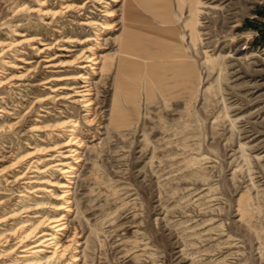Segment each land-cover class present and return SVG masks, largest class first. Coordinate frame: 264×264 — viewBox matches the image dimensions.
I'll return each mask as SVG.
<instances>
[{"label": "rangeland", "instance_id": "rangeland-1", "mask_svg": "<svg viewBox=\"0 0 264 264\" xmlns=\"http://www.w3.org/2000/svg\"><path fill=\"white\" fill-rule=\"evenodd\" d=\"M41 2L52 12L66 3L87 6L85 15L63 10L53 18L31 11ZM127 2L0 0V264H264V0H172L181 48L148 77L139 63L119 70L123 58L142 57L125 35ZM86 15L95 23L80 24ZM97 22L116 29L98 37L96 70L79 62L44 67L46 56L71 60L95 43ZM60 35L77 42L57 43ZM87 37L94 39L81 43ZM41 42L52 47L40 53ZM80 71L93 82L91 112L75 97L57 99L65 92L53 98L58 82L39 85L51 74ZM71 119L82 138L70 183L73 243L47 262L23 257V225L33 229L36 215L52 214L55 202L52 192L33 190L46 185L41 179H67L37 170L51 160L32 162L30 146L68 140ZM36 124H56L65 135L45 136L32 130Z\"/></svg>", "mask_w": 264, "mask_h": 264}, {"label": "bare ground", "instance_id": "bare-ground-1", "mask_svg": "<svg viewBox=\"0 0 264 264\" xmlns=\"http://www.w3.org/2000/svg\"><path fill=\"white\" fill-rule=\"evenodd\" d=\"M194 1L197 2L199 0H193V2ZM42 3H45V2H41V4H39L40 7L38 6L39 8L32 9L31 11H36V12L39 11V12H42V15H45L47 17L53 16V18L54 16L59 15V13H62L63 10L69 11V10L77 9L79 10V12H81L85 10L87 6V4L85 3L81 5L66 3L61 6L60 10H56L52 12L49 9L44 8L45 6L41 7L44 5ZM192 4L195 10V18H196V16L198 15V6L196 5V3H192ZM106 11H109V10L106 9ZM80 14L85 15V13L83 12H81ZM93 23L95 22H93V19H91L90 15H86L85 19L82 20V22H80V24L85 25V26L93 24ZM95 25H96V32H95L96 39H94V37L93 38L87 37L81 41V43H87L94 39L95 43L88 44L85 47H83L81 52L71 60H61V61L56 62L54 60L55 57L53 58L50 56H46L45 58H43V61H45L47 64L44 67H48V66L50 68H58L61 66L69 67L79 62L80 64H77L76 66L79 69H85L86 71H87L86 68L91 69L93 71L96 70V68L93 67V65L98 64L99 58H101L102 56L98 54L99 50L96 49V45L102 44V42L99 40L102 38H98V37H100V35L105 34L107 32L109 33L115 27H112V25L109 22H97ZM61 27L62 26H60L59 28ZM57 31L61 32L58 29ZM195 32H196V29H195V26H193L192 35L194 37H195ZM34 40L35 38H32V37L27 38L23 41V43L31 44V42H33ZM61 40H63L64 42H69L71 44L73 42H77V39H74L72 38V36H67V35H60V39L57 40L58 41L57 43H59ZM45 44L46 46L43 49L37 48L39 49L40 53L45 52V49H50L52 47V45H49L50 43L41 42V45H45ZM7 45L12 46V43L5 44L4 46H7ZM61 48L67 49V47H64V46H62ZM3 50L4 49H2L3 53L7 51V49L5 51ZM49 71H52V70H48V72ZM86 71L84 72L80 71V72H77L76 74H51L49 77L47 76V78H43L44 80H42V82L39 85L43 86L45 84H49V83L51 84V82L53 81L58 82L57 84H51L53 88H51L50 91L54 93L52 96L53 98L65 92L63 93L65 95L63 96L60 95V97L57 99H62L65 96H66L65 98L75 97L74 99L75 102L84 103L86 107H89L87 110L91 112L92 104H94L93 96L91 95L93 82L92 80H90L91 78L89 77ZM5 83L6 82H3V79L1 78L0 87L5 85ZM59 91H62V93H60ZM47 99L48 98H42V99L37 100V102L39 103L44 102ZM46 112L49 113V111H46ZM41 116L42 118L45 117L44 114H42ZM79 123L80 122L78 119H71L65 123V125L69 126L67 131H70V134H69L70 138L66 141L58 142L53 145H47L46 143H44L46 144V146L45 145L30 146V148L33 149L32 153L29 156L30 158H32V162L40 164L44 161L51 160L48 162L49 163L48 166H46L44 169H41L39 166H37L36 168L37 170H40V172L49 171L51 175H54L57 178H58V175H56L55 173L61 174L63 178H67V179H65L66 181H62L59 179L58 180L57 179H53V180L52 179H41L38 183H42L46 185H43L41 187L34 186L37 188L33 191H41L43 192V194L47 192H52L54 196L53 198H55V202H50V205L48 206L49 209H47L48 211H51L52 214L50 215L43 214L41 216L38 213L36 215L37 217L40 216L41 220H40V223H38L33 229L27 231L26 229L27 224L23 225V228L25 227L24 228L25 234L21 235L22 237L20 238L19 242H20V245H22L21 247H24L22 251L27 252L29 254V255H24L23 257H32V258L35 257L37 258V260L46 258L45 261L47 262L48 260H52L58 256L59 257L63 256L65 253H67L66 251L69 249V247L73 243L72 238L74 235L71 236V238H69L70 234H68L69 224H70L69 217L72 211V203L74 202L72 200V192H71L72 186L70 183H73V178H75L76 176L75 174L76 169H78V167H76L75 164L80 161L79 154L76 156L78 158L77 160H72L73 158H76V157H73V155H76L78 152H80V151H77V148L74 149V145L77 142H80V139H82L80 138L81 132L79 131V128H78ZM49 125L50 124H47V125H39V124L37 125L36 124L34 127H32V130L42 132V134H45V136H50L51 135L50 132H53V131L55 132V130H58V132L54 133V135H57V137H62L65 135L64 133L65 131H61L60 129H58L59 127L56 126V124H53L50 126ZM62 126H64V124H62ZM45 136H42V137H45ZM45 140L46 139L44 138L41 139L42 142H45ZM34 181H31V183ZM48 185L53 188H49ZM55 189L59 190V192L58 193L55 192ZM37 203L38 202H36V204ZM23 207H25L26 209L24 212H27V211L32 212L35 209L36 210L40 209L39 206L29 207V208H27V206H23ZM18 214L19 213L9 215L8 217L3 218L2 221L16 218L17 216L15 215H18ZM46 226L48 227L43 228ZM30 237L35 238V240L33 241L34 244L26 248L25 246H27V244L24 245V243L26 239L28 240ZM36 263L37 261H35L33 264H36ZM23 264H28V262H25ZM37 264H40V263H37Z\"/></svg>", "mask_w": 264, "mask_h": 264}, {"label": "crops", "instance_id": "crops-1", "mask_svg": "<svg viewBox=\"0 0 264 264\" xmlns=\"http://www.w3.org/2000/svg\"><path fill=\"white\" fill-rule=\"evenodd\" d=\"M136 7H138L139 10H136ZM147 13L149 18L147 17ZM124 21L126 25L125 35L133 44L139 46L142 57L141 59L123 58L122 61L119 62L120 71L122 70L125 72L127 66L132 67V65L139 63L144 69L147 68L144 74L148 77L150 74L148 72L152 66L157 67L162 65L159 60H161L163 56L166 57V53H169V51L177 52L175 50L181 48L180 41L178 42V40L174 38L177 35L173 32L175 24H173L174 9L172 0H128ZM153 27L158 29L157 32L160 33L159 35L157 34L156 38H153L148 32L145 33L141 30L142 28L153 29ZM162 30L169 31V39ZM165 39L168 40L164 41Z\"/></svg>", "mask_w": 264, "mask_h": 264}, {"label": "built area", "instance_id": "built-area-1", "mask_svg": "<svg viewBox=\"0 0 264 264\" xmlns=\"http://www.w3.org/2000/svg\"><path fill=\"white\" fill-rule=\"evenodd\" d=\"M246 46H249V45H246ZM247 48V47H246Z\"/></svg>", "mask_w": 264, "mask_h": 264}]
</instances>
